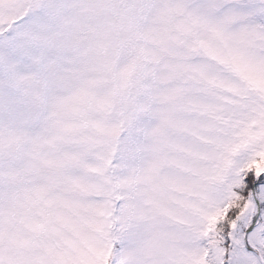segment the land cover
<instances>
[{
	"label": "snow or ice",
	"instance_id": "1",
	"mask_svg": "<svg viewBox=\"0 0 264 264\" xmlns=\"http://www.w3.org/2000/svg\"><path fill=\"white\" fill-rule=\"evenodd\" d=\"M0 264H264V0H0Z\"/></svg>",
	"mask_w": 264,
	"mask_h": 264
}]
</instances>
